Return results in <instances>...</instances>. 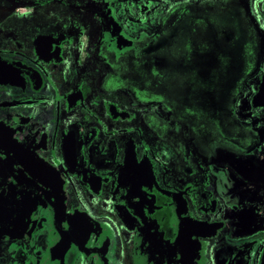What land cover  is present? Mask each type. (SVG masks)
I'll return each instance as SVG.
<instances>
[{"label":"flooded vegetation","instance_id":"flooded-vegetation-1","mask_svg":"<svg viewBox=\"0 0 264 264\" xmlns=\"http://www.w3.org/2000/svg\"><path fill=\"white\" fill-rule=\"evenodd\" d=\"M222 1L0 0V264H264V0Z\"/></svg>","mask_w":264,"mask_h":264},{"label":"water","instance_id":"water-1","mask_svg":"<svg viewBox=\"0 0 264 264\" xmlns=\"http://www.w3.org/2000/svg\"><path fill=\"white\" fill-rule=\"evenodd\" d=\"M224 4H226V2ZM232 4H233V2L230 3V5H232ZM178 7H180L179 10L183 11L182 13L184 15H186L187 13H190V10H191L190 5H180ZM231 7H235V5H233ZM220 11H221V15H222V13L224 14V21H225L224 26L228 28V37H227V33H226V38H224L225 41H228V54H225L226 56L224 59V61L227 59V61H225L227 64H223V66H225V67H222V66L220 67L218 78L213 83L212 92L210 91L208 94V97H209L208 100L212 101L213 99H215L219 103L221 101L222 103H224L226 105L227 110H229V112L231 113L233 100L235 99V97L237 95V91L239 90V87L243 83V79L246 78L248 73H246V74L243 73L244 72L243 66L242 67L240 66L241 65L240 59L237 56L239 51L237 50L235 53L229 52V50L231 51V49L235 50L234 47L237 46L236 44L234 45V47H233V45H231L230 46L231 49H229V45L232 43V39L234 42L236 41V39L233 36L234 32H232L231 29L234 31L237 29L236 23L234 22V20L237 19V16H232L233 14L231 15L229 11L226 13H224V11H222V10H220ZM170 12H173V10L169 11V14L166 16V18L184 19V17H185L183 15L178 16L177 12H175V11H174V13H170ZM186 17H190V15H187ZM213 18L221 20V18H219V16L213 17ZM224 29L221 27L222 31ZM162 42L166 45L168 41L165 38L164 41H161L160 43H162ZM181 42L184 43V41H182V40H181ZM188 42H189V40H188ZM257 46H258V39H257ZM223 52H224V49H223ZM219 57H221V56H219ZM213 58H216V57H213ZM217 61L220 63L221 59L217 58ZM163 84H165L164 88L166 89V91H168L169 90L168 86L170 85L169 81L165 80V81H163ZM151 89H153L154 92L158 91V88H151ZM153 90H150V91H153ZM244 141H246V140L244 139ZM252 142L253 141L251 140L249 142V144H251Z\"/></svg>","mask_w":264,"mask_h":264},{"label":"rangeland","instance_id":"rangeland-1","mask_svg":"<svg viewBox=\"0 0 264 264\" xmlns=\"http://www.w3.org/2000/svg\"><path fill=\"white\" fill-rule=\"evenodd\" d=\"M261 29V32L264 31V26H259ZM262 27V28H261ZM230 152V151H229ZM245 180V178H243Z\"/></svg>","mask_w":264,"mask_h":264}]
</instances>
